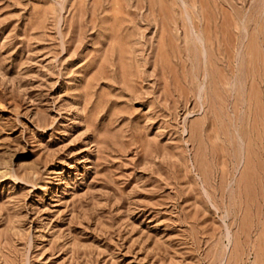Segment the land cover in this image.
<instances>
[{
  "label": "rangeland",
  "instance_id": "obj_1",
  "mask_svg": "<svg viewBox=\"0 0 264 264\" xmlns=\"http://www.w3.org/2000/svg\"><path fill=\"white\" fill-rule=\"evenodd\" d=\"M0 264H264V0H0Z\"/></svg>",
  "mask_w": 264,
  "mask_h": 264
}]
</instances>
